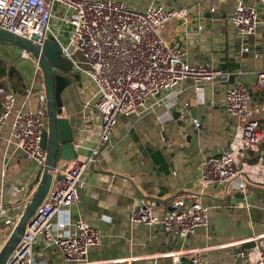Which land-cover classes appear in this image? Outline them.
<instances>
[{
    "label": "crops",
    "instance_id": "crops-1",
    "mask_svg": "<svg viewBox=\"0 0 264 264\" xmlns=\"http://www.w3.org/2000/svg\"><path fill=\"white\" fill-rule=\"evenodd\" d=\"M122 1L139 9L152 3L189 7V17L171 20L163 30L164 37L178 44L192 65L220 68L231 74L228 81H203L198 88L189 78L174 91H163L151 100L140 118L120 114L110 142L100 148L93 166L83 173L80 197L68 212L72 231L78 218L100 230L101 241L88 252L91 264H174L170 253L183 249L202 251L208 264H237L238 253L248 248L245 240L264 234V182L242 179L245 185L240 188L241 179H236L227 192L223 184L204 185L199 177L204 159L218 157L229 147L236 131V120L225 110L228 89L243 83L253 89L254 103L264 108V89L258 87V75L264 71V4L248 0L258 6L263 23L249 38L252 52L242 54L238 29L231 20L233 0ZM77 57L84 59L81 53ZM25 58L33 67L19 64V71L15 68L19 75L13 78L18 83L7 79L5 85L16 94V108L24 105L36 110L45 98L39 87L29 93L35 78V58L31 54ZM63 58L68 64L59 69L68 75L70 83L61 92L62 116L70 121L76 158L86 160L97 145L101 127V115L94 105L97 86L76 71L70 59ZM25 68L32 71V78L23 71ZM38 81H45L44 72ZM46 95L49 126L48 91ZM195 120L199 127H194ZM9 137L7 124L0 137V251L28 208L24 199L33 197L44 171L22 150L15 149ZM49 146L50 141L47 150ZM246 160L264 164V141L247 153ZM65 161L60 160L58 174ZM196 196L209 207V224L186 239L168 235L160 225L149 227L131 220L132 210L142 200L154 201V212L160 215L174 198L190 205ZM35 250L38 259L63 264L55 245L38 240Z\"/></svg>",
    "mask_w": 264,
    "mask_h": 264
},
{
    "label": "built area",
    "instance_id": "built-area-1",
    "mask_svg": "<svg viewBox=\"0 0 264 264\" xmlns=\"http://www.w3.org/2000/svg\"><path fill=\"white\" fill-rule=\"evenodd\" d=\"M257 1L264 4V0ZM233 2L231 20L238 29L239 50L242 54L250 53L249 38L263 23L261 12L248 0ZM189 15L187 6L168 8L152 3L139 9L122 0H0V29L40 47L48 39L58 42L61 55L97 86L94 105L101 115L99 138L92 155L86 160L75 158L64 162L61 178L53 180L5 264H49L38 259L35 250L38 240L55 245L63 264H91L88 252L101 241V232L83 218L76 220L72 231L68 212L80 197L83 173L93 166L100 148L110 142L118 116L142 117L151 100L163 91H174L189 78L197 88L203 81L229 80L230 72L192 65L184 50L164 37L163 30L171 20L187 19ZM78 53L83 55V60L77 57ZM42 72L40 61L35 59V78L28 90L31 93L39 87L41 97L45 98L36 110L26 109L24 105L16 108L15 92L0 86V137L4 126L9 124L8 142L44 168L49 151L42 142L49 126L47 84L38 81ZM258 87L264 89V71L258 75ZM184 105L187 107L189 102ZM225 110L236 120V131L226 150L218 157L204 159L199 180L204 185L223 184L228 192L236 179H241L240 188L245 185L242 179L264 182L262 161L246 160L247 153L264 141V108L254 103L252 88L237 83L227 91ZM199 125L195 120L194 127ZM31 198L24 199L26 205ZM155 204L142 200L132 210L131 220L149 227L160 225L168 235L179 239H186L199 227L209 224V207L200 196L190 205L180 197L174 198L160 215L154 212ZM57 216L58 220L54 221ZM2 228L0 222V239ZM245 241L254 242V246L238 253L237 264H264V234L252 235ZM170 254L174 264H208L198 249L174 250Z\"/></svg>",
    "mask_w": 264,
    "mask_h": 264
},
{
    "label": "water",
    "instance_id": "water-1",
    "mask_svg": "<svg viewBox=\"0 0 264 264\" xmlns=\"http://www.w3.org/2000/svg\"><path fill=\"white\" fill-rule=\"evenodd\" d=\"M0 39L24 47L35 59L40 61L43 67L49 104V130L44 133L43 147L47 148V143L50 141L49 158L37 190L31 198L28 208L18 220L0 251V264H5L23 237L27 223L35 213L36 208L46 198L53 180L56 177L61 178V175L56 172L60 160L69 161L75 159L77 151L70 121L62 116L63 102L61 92L70 83V80L68 75L59 69L61 48L58 42L48 39L45 41L44 46L40 47L31 40L1 29ZM194 132L196 133V130ZM245 246L250 248L254 246V242L249 241Z\"/></svg>",
    "mask_w": 264,
    "mask_h": 264
},
{
    "label": "rangeland",
    "instance_id": "rangeland-1",
    "mask_svg": "<svg viewBox=\"0 0 264 264\" xmlns=\"http://www.w3.org/2000/svg\"><path fill=\"white\" fill-rule=\"evenodd\" d=\"M26 52L30 55V53L22 46L16 45L12 42L1 40L0 39V57L4 59V62L9 67H14L18 70L19 66L28 65L29 67H33V62H29L25 56H29L26 54ZM20 64V65H19ZM22 68V67H21ZM23 69V68H22ZM21 69V70H22ZM23 70L25 73H30L32 78V71L25 68ZM19 71V70H18ZM34 72V71H33ZM11 82L18 83L16 79H13Z\"/></svg>",
    "mask_w": 264,
    "mask_h": 264
},
{
    "label": "trees",
    "instance_id": "trees-1",
    "mask_svg": "<svg viewBox=\"0 0 264 264\" xmlns=\"http://www.w3.org/2000/svg\"><path fill=\"white\" fill-rule=\"evenodd\" d=\"M60 65H67L68 62L65 60V58L62 57V55H60ZM61 66V67H62ZM18 72L16 71V69L14 67H9L6 65V63L4 62V59H2L0 57V86H6L5 85L7 83V79H13L14 77H18Z\"/></svg>",
    "mask_w": 264,
    "mask_h": 264
}]
</instances>
